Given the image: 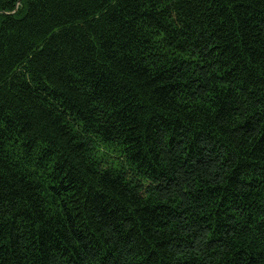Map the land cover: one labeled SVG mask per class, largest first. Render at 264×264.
Returning a JSON list of instances; mask_svg holds the SVG:
<instances>
[{"label":"trees","instance_id":"16d2710c","mask_svg":"<svg viewBox=\"0 0 264 264\" xmlns=\"http://www.w3.org/2000/svg\"><path fill=\"white\" fill-rule=\"evenodd\" d=\"M0 264H264V0H0Z\"/></svg>","mask_w":264,"mask_h":264},{"label":"rangeland","instance_id":"374dc122","mask_svg":"<svg viewBox=\"0 0 264 264\" xmlns=\"http://www.w3.org/2000/svg\"><path fill=\"white\" fill-rule=\"evenodd\" d=\"M111 156L113 157L112 159H109V161H111V163L113 164V166L115 167H119L120 165V159H118V154L113 150V152L111 153Z\"/></svg>","mask_w":264,"mask_h":264}]
</instances>
